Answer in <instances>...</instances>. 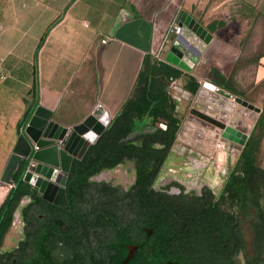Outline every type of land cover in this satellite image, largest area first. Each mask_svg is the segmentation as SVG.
I'll return each instance as SVG.
<instances>
[{"label":"crops","instance_id":"obj_1","mask_svg":"<svg viewBox=\"0 0 264 264\" xmlns=\"http://www.w3.org/2000/svg\"><path fill=\"white\" fill-rule=\"evenodd\" d=\"M3 2L0 37L8 28L21 26V57L37 60V72L32 63L25 79H15L9 66L3 70L0 44V168L24 129L25 124H19L36 92L33 110L41 106L50 111L59 125L79 124L96 108L109 116L110 125L130 97L144 59L155 60L160 38L181 13L208 33L225 27L231 13L259 11L264 16V0H0V5ZM258 74L264 77V53ZM6 76L10 82L1 83ZM176 82L182 85L180 79Z\"/></svg>","mask_w":264,"mask_h":264},{"label":"trees","instance_id":"obj_2","mask_svg":"<svg viewBox=\"0 0 264 264\" xmlns=\"http://www.w3.org/2000/svg\"><path fill=\"white\" fill-rule=\"evenodd\" d=\"M261 56L258 57L259 63ZM184 78L182 89L196 95L199 82L165 62L146 57L130 97L95 144L73 160L67 176L66 194L70 201L87 179L103 169L125 161L135 167L133 191L138 195L143 227L163 230L181 228L191 250L219 264H236L235 254L246 248L242 224L252 233V256L245 264H264V170L257 163L259 143L264 134V112L261 111L234 166L226 173L221 192L214 196L204 190L201 195L169 196L155 192L151 186L172 149L181 120L176 101L168 89L173 81ZM213 82L239 99L243 95L231 83L212 78ZM30 116L25 114L19 124ZM25 163L12 177L14 186L0 206V244L11 227L13 214L22 195L33 194L22 181Z\"/></svg>","mask_w":264,"mask_h":264},{"label":"rangeland","instance_id":"obj_3","mask_svg":"<svg viewBox=\"0 0 264 264\" xmlns=\"http://www.w3.org/2000/svg\"><path fill=\"white\" fill-rule=\"evenodd\" d=\"M4 5V2L0 5V8H3V10L0 9V23L4 19ZM235 15L236 14L231 13L230 17L225 21V27L215 33H210L213 39L208 45L204 57L200 64L191 71L189 75L194 76L196 80H201L203 77H206L225 83L229 82L235 90L243 95L244 98H241L242 101L260 110V112L257 113L254 108L249 109L239 104L232 118L227 117L235 127L249 136L261 111L264 112V77L258 74L259 63H257L258 57L264 53V25L262 24L264 22V16L259 11H254L250 14L244 12L239 16ZM22 30L23 28L21 26L15 29L10 27L0 37V44L4 49L2 50V55L4 57L1 62L3 65L2 68L5 70L4 68L8 66L11 67V72L15 79H21L22 76L24 79L26 78L28 63L34 64L35 67L33 71L35 73L37 72V60H28L21 57L25 37ZM175 37L176 36H172L169 46L175 41ZM169 50L170 49L165 52V56ZM35 78H37L36 75ZM9 79H11L10 76L1 78V83L5 82V84H7L10 82ZM180 80L183 85L184 78ZM35 87L37 89V80ZM171 95L173 96V92ZM177 97L179 98L180 105L176 112L181 120V125L175 143L170 150V154L162 165L160 173L153 182L151 188L155 192L165 193L169 196H176L180 193L182 196H199L204 190H208L214 196H218L223 187L226 173L234 166L242 148L224 140L229 155L223 163L222 172H216L210 165H206L205 167V164H200L198 167H195L190 160L201 161V156L206 158V154L209 153V150H214V138L211 131L216 132V129L210 127L206 129V131H201L197 128H189L185 118L190 109L189 105L191 102L185 100L181 95ZM37 98L36 92L33 100H31V109L28 116L34 112L33 104L37 102ZM32 101H34V103H32ZM88 146L90 145L85 144L81 148L77 155L78 158L85 153ZM3 151L4 149L0 145V159L2 158V154H4ZM256 163L264 170V134L259 143ZM4 167L0 168V176ZM196 173H199V175ZM135 178L136 173L134 164L130 161H125L114 168L103 169L99 173L91 176L90 180H88L85 185V194L89 197L90 201L93 202L92 197L95 195L96 190L113 188L116 191L117 201L120 207L124 208L125 206L124 210L127 212L129 210L127 208L129 202L128 200H122V197L124 194L126 195L131 191L135 183ZM12 185L14 186V183ZM26 185L31 187L28 184ZM168 185H170V187H168ZM15 212H17V210ZM15 216H17V213H15ZM13 220L15 219L13 218ZM20 228L21 226L18 221H16L14 226L11 224V227L5 234L2 248L12 249L17 245L20 240ZM242 228L246 241V248L234 259L236 264H244L246 262V256H252L253 236L248 222L242 224Z\"/></svg>","mask_w":264,"mask_h":264},{"label":"flooded vegetation","instance_id":"obj_4","mask_svg":"<svg viewBox=\"0 0 264 264\" xmlns=\"http://www.w3.org/2000/svg\"><path fill=\"white\" fill-rule=\"evenodd\" d=\"M25 188L33 194L21 196L11 223H20V240L12 249L2 248L4 236L0 264H219L192 251L183 237L176 236L181 228H169L165 234L143 227L134 185L122 197L129 202L127 212L113 188L96 190L93 202L85 194V185L72 201L66 186L64 195L49 187L42 195L26 184Z\"/></svg>","mask_w":264,"mask_h":264},{"label":"water","instance_id":"obj_5","mask_svg":"<svg viewBox=\"0 0 264 264\" xmlns=\"http://www.w3.org/2000/svg\"><path fill=\"white\" fill-rule=\"evenodd\" d=\"M178 25L181 33L176 36L164 62L189 74L196 59H203L213 37L186 13L180 14ZM183 97L191 102L185 118L190 125L200 130L214 127L224 140L243 148L248 134L235 127L232 122H226L228 115L233 112L234 104L223 96L204 89L196 95L184 91ZM237 101L241 106L254 108L241 99ZM254 110L260 112L258 108ZM100 115L103 117L100 118ZM109 123V116L103 109L96 108L79 124L65 127L52 120L50 111L37 107L25 123L23 131L18 134L0 176V204L4 203L10 193L12 177L22 162L25 163L22 175L24 184L30 185L39 195L46 193L48 187L64 195L67 174L73 160L85 144L96 143ZM131 256L132 253L126 260Z\"/></svg>","mask_w":264,"mask_h":264},{"label":"built area","instance_id":"obj_6","mask_svg":"<svg viewBox=\"0 0 264 264\" xmlns=\"http://www.w3.org/2000/svg\"><path fill=\"white\" fill-rule=\"evenodd\" d=\"M180 33H181V27L178 25V20H176L175 22H173V24L167 30V32L162 36V38H160V41L158 42L156 50L154 52L155 60H157L159 62H164L165 52H167L168 49H171L173 47L174 42H175L174 41L172 43V45L169 46L172 36H178V35H180ZM200 62H201L200 59H196V61L194 62V67H193L192 71L200 64ZM198 82H199V89H198L197 94L202 89H204V90H207L213 94L223 96V98H225L228 102L235 105L233 107V112L228 115V117L232 118V116L236 113V110L238 109V106H239V103L237 101L238 98L235 95H232L229 92H227L225 89H223V87H221V86H219L213 82H210V81L205 80V79L198 80ZM205 85H207V86H205ZM169 88H170V92L171 93L173 92V96L170 93L171 97L176 101V103H179V98L177 96L181 95L183 97L184 90L182 89L181 86H179L177 84L176 81H173L171 83V85L169 86ZM98 106H100V105H98ZM226 122H227V124L230 123V121L228 119ZM186 123H188V121H186ZM188 126H189V128H195L193 125H190L189 123H188ZM201 131H206V130H201ZM207 131H210V130H207ZM211 133H212L213 138H214L213 139L214 150L213 151L209 150V153L206 154V156H207L206 158H203L201 156V161L190 160V162L195 167L199 166L200 164H205V167H206V165L207 166L210 165L215 169L216 172L219 173V172L223 171L222 166H223V163L228 158L229 153L227 152V148L225 146L224 139L221 137L220 132L216 130V132L211 131ZM9 188L12 189L13 185L9 186Z\"/></svg>","mask_w":264,"mask_h":264},{"label":"bare ground","instance_id":"obj_7","mask_svg":"<svg viewBox=\"0 0 264 264\" xmlns=\"http://www.w3.org/2000/svg\"><path fill=\"white\" fill-rule=\"evenodd\" d=\"M180 47H181V45H179V48H180ZM181 48H182V47H181ZM99 117H100V118H102V117H103V115H100ZM59 194H60V193H59Z\"/></svg>","mask_w":264,"mask_h":264}]
</instances>
